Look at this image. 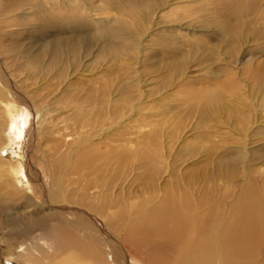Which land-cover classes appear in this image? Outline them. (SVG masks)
Returning a JSON list of instances; mask_svg holds the SVG:
<instances>
[{
  "label": "bare ground",
  "instance_id": "obj_1",
  "mask_svg": "<svg viewBox=\"0 0 264 264\" xmlns=\"http://www.w3.org/2000/svg\"><path fill=\"white\" fill-rule=\"evenodd\" d=\"M11 1L0 5L7 9ZM257 1L225 2V23L219 25L225 41L218 49L231 68L247 47L264 46V3ZM184 2L38 0L32 5L38 32L49 36L23 63L21 83L0 65V201L22 216L24 240L3 250L12 261L0 253V264H264V169L245 161L249 127L253 120L264 122V71L252 73L251 83L229 75L228 89L199 92V124L213 121L230 133L232 152L211 158V173L206 164H193L188 174L179 169L184 159L175 137L155 128L151 111H141L154 104L137 90L139 56L129 53L150 28L160 26L154 16H173L162 25L178 21L175 31L188 21H217L205 13L172 12ZM212 2L190 0L198 4L195 12ZM97 7L102 13L116 10L120 19L95 18ZM170 31L147 40L158 46L151 57L161 55L164 61L152 65L162 82L182 58L169 45L183 40L170 37ZM89 58L94 67H88ZM8 144L15 159L12 151H2Z\"/></svg>",
  "mask_w": 264,
  "mask_h": 264
},
{
  "label": "rangeland",
  "instance_id": "obj_2",
  "mask_svg": "<svg viewBox=\"0 0 264 264\" xmlns=\"http://www.w3.org/2000/svg\"><path fill=\"white\" fill-rule=\"evenodd\" d=\"M206 1L209 0H204V2ZM213 1L214 3L211 0L213 4L206 3L204 7L205 10L195 12V10L198 9V4H191L190 0H185L183 4L177 3L178 5H176L179 8L175 6V9L172 10V12L181 14V12L186 11L187 14H190V17H194L199 13L202 15L205 13L208 16L211 15L214 19H217L216 23L212 24L206 22L203 23L204 25H202L199 22L195 23V25L192 23V25L188 24V21L185 23L188 27H185V29L183 27L181 30L175 31L178 21H171L168 27H164L165 23H167L166 21L170 18H173V16H163L161 17L162 20L154 16L156 19V24L160 26L157 28H150L144 35L145 38H140V44L133 47V50H131L132 52L130 51L129 53V55L131 54L132 56L135 55V53L139 56V60L135 68L141 73L139 82V86L141 84V87H138L137 90L142 92L145 91L147 97L143 99L148 102L149 99H151L152 103L154 104L152 105L154 109H148L149 105L145 106L144 103L141 104L142 109L143 105L145 106V109L141 111H143V113H148L151 111V114H153L152 118L155 123V128H158V131H162L166 136L173 135L175 137L174 140L181 149V155L184 159V162H182L178 168L183 169V171H185L187 174L189 170L193 168V164H198V166H203L206 164L205 171L211 173L214 167V162L211 158L218 154H222L224 151L229 153L232 152L230 151L231 148H228L229 144L227 142L229 141V138H227L226 141V137L229 136L230 133L228 135L225 129V131L223 129L219 130L213 121V123H208L206 127L201 123L199 124L198 118L200 116L198 115L199 111L197 110L198 108L196 106V101L199 99L198 96H200L198 95L199 92L201 90L214 92L215 90L219 89H228L224 79H226V77L229 75H231V77L240 84L245 83L242 79H247V81L251 83L252 73L258 72L260 70L264 71V46L259 44V46L256 44V50H254L255 44L247 47L245 51L240 53V59L236 63L229 62L230 65H233L232 68L225 61L221 60L222 55L218 47H220L221 43L225 41V35L223 33V29L219 28V25L225 23L222 19L227 14V6L225 5V2L230 0ZM37 2L38 0H12L10 2L11 5H8L7 9H5L6 6L0 5V65L5 68V72H7L9 76H15L14 80L19 83H21L19 78H25H23L25 71L21 69L23 67V63L38 51L40 48L39 44L41 41H44L43 37L49 36V34L41 35L38 32L37 28L40 21L35 16L37 14V8L32 6L33 4L36 5ZM239 2L241 4L245 2L248 3L249 0H239ZM257 2L258 5H261L264 3V0H258ZM97 3L99 4V1L95 2V4ZM97 9L98 7L94 11V17L97 19L107 18V20H109L113 17L120 19V16L116 10L109 9L108 12L102 13ZM187 19L189 18H186L185 20ZM182 24H184V22ZM168 31L171 33L170 37L173 35L174 37H179L183 40L181 43L182 45L178 43L175 45L174 42L170 43L169 45L174 50L176 49V52L181 55H177V57L182 58H177L181 59V61L179 60L178 63L180 68H178L176 65L174 70H169L167 77L168 79H166L165 82H162V75L158 74L160 71L157 72L154 70L152 65H158L164 61H162L161 55H157V58L151 57L152 52H155V48H158V46L155 47L154 44L147 42V40L153 35V38L155 39L159 36H162L163 34L167 36V34H169ZM142 43L144 44L142 45ZM130 44L132 46L136 45L133 43V41L130 42ZM94 53V55H96L97 50H95ZM87 64L89 68L95 66V62L93 63L90 58L87 60ZM180 69L182 70L181 72ZM226 71H230L231 73H227ZM165 73L166 72H164V74ZM17 75L19 76L18 78L16 77ZM83 78L84 77L81 79ZM74 80L75 79L72 81ZM0 105L3 106V104ZM22 111H25L28 115H31L27 107H23ZM194 112L197 116L193 115ZM1 115L2 111H0V116ZM212 126L214 128H212ZM249 128V138H246V157L248 156L247 160H245L247 162L246 164H250L253 168L260 167L262 164L261 168L264 169V162L259 163V159L262 156V153H264V122L260 124L254 122L253 120V124H251ZM221 136L225 137L220 139ZM230 139H236V137L232 136ZM220 141L224 142L221 144ZM213 144H218L219 146L217 145L218 147L214 148ZM11 147L12 146L8 144L7 148H3L2 151L4 149L6 150V153L12 151L11 156L13 159H15L17 156L13 152L14 149ZM192 149L195 150L193 153H191ZM232 150L234 151L235 148ZM203 159L206 161H201ZM171 162L172 161L169 160V163ZM198 166L195 167L197 168ZM181 173L182 172H180V174ZM137 182L139 186L142 185L141 180ZM13 213L16 215L14 205H5L0 201V236L2 238L0 241V253L3 252V250H9L12 248L14 243L18 245V241H24L23 238L20 239L22 235L20 234L21 229H19V226L21 227V221H23V218L21 215L15 216ZM13 226H18V229H12ZM187 237L188 239L194 238L192 235H188ZM27 243L28 242H26V244ZM1 257L4 258L5 256H3L1 253ZM4 261L10 262L12 261V258L5 257Z\"/></svg>",
  "mask_w": 264,
  "mask_h": 264
}]
</instances>
